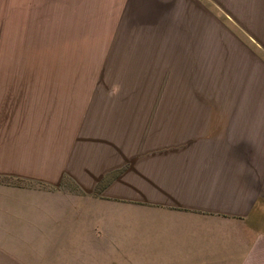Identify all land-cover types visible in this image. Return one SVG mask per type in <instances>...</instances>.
Returning a JSON list of instances; mask_svg holds the SVG:
<instances>
[{
    "label": "crops",
    "instance_id": "0c3cea01",
    "mask_svg": "<svg viewBox=\"0 0 264 264\" xmlns=\"http://www.w3.org/2000/svg\"><path fill=\"white\" fill-rule=\"evenodd\" d=\"M26 1L0 0V40ZM49 4L69 32L96 16L153 110H88L66 81L0 74V264L21 233L69 226L123 251L105 264H264V0Z\"/></svg>",
    "mask_w": 264,
    "mask_h": 264
},
{
    "label": "rangeland",
    "instance_id": "374dc122",
    "mask_svg": "<svg viewBox=\"0 0 264 264\" xmlns=\"http://www.w3.org/2000/svg\"><path fill=\"white\" fill-rule=\"evenodd\" d=\"M26 2L25 23L4 24V38L0 40V65H25V71L11 67L10 71L0 72L4 79L42 81L43 86H58L66 81L67 86H72L67 90L73 92L74 103L87 104L88 110L123 113L153 110L140 102L144 98L136 96V89H131L128 81L117 79L113 60L107 55L109 41L97 39V24L92 22L96 16L91 17L82 33L69 32L64 29V18L51 14L57 9L49 7L50 0ZM76 35L89 38H67ZM69 228L59 227L57 232L46 233L47 238L25 231L19 242L11 241L5 248L17 264H105L108 257L124 256L121 249L105 247L92 233L89 246L76 244L81 243L77 238L82 240L79 236L87 233ZM69 236L74 238L75 245Z\"/></svg>",
    "mask_w": 264,
    "mask_h": 264
}]
</instances>
